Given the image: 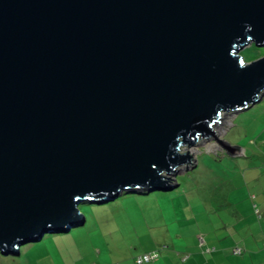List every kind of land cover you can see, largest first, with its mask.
Here are the masks:
<instances>
[{
  "label": "water",
  "instance_id": "95a60500",
  "mask_svg": "<svg viewBox=\"0 0 264 264\" xmlns=\"http://www.w3.org/2000/svg\"><path fill=\"white\" fill-rule=\"evenodd\" d=\"M264 0H0V251L83 203L171 191L223 114L264 98Z\"/></svg>",
  "mask_w": 264,
  "mask_h": 264
},
{
  "label": "rangeland",
  "instance_id": "374dc122",
  "mask_svg": "<svg viewBox=\"0 0 264 264\" xmlns=\"http://www.w3.org/2000/svg\"><path fill=\"white\" fill-rule=\"evenodd\" d=\"M240 54L251 62L264 56V47L251 44ZM214 130L248 158L232 156L217 140L197 143L185 149L195 165L177 172L171 191L83 203L85 221L71 228L70 237L45 233L43 243H24L19 255L0 251V264H138L139 255L152 252L158 257L144 264H207L198 259L207 247L226 253L219 261L225 264L232 249L263 253L264 98L223 114Z\"/></svg>",
  "mask_w": 264,
  "mask_h": 264
},
{
  "label": "crops",
  "instance_id": "0c3cea01",
  "mask_svg": "<svg viewBox=\"0 0 264 264\" xmlns=\"http://www.w3.org/2000/svg\"><path fill=\"white\" fill-rule=\"evenodd\" d=\"M68 237H70V236H68ZM260 242H261V244L262 243L264 244V233H263V235H262V237L260 239ZM205 243H206V240H205ZM232 252L233 253H232V255H230V257L228 259V262H226L225 264H264V251L261 254H257L256 251H253V252H250V253L246 254L245 251L243 250V253L239 254L242 257V259H239V257H238L239 255L235 254L233 249H232ZM202 254L203 253H201L199 255L198 259L202 260L201 256L205 257V260H206L207 264H212V263L224 264L223 262H219V261L224 259L226 253L222 254V253H216V251L215 252L212 251V252H204L205 255L209 254V256H205V255H202ZM210 256H212V257H210ZM226 258H227V256H226ZM190 259H188L186 262H188ZM184 260H185V258H184Z\"/></svg>",
  "mask_w": 264,
  "mask_h": 264
},
{
  "label": "built area",
  "instance_id": "2783aa9c",
  "mask_svg": "<svg viewBox=\"0 0 264 264\" xmlns=\"http://www.w3.org/2000/svg\"><path fill=\"white\" fill-rule=\"evenodd\" d=\"M208 251H211V249L209 248ZM234 253L238 255L242 254V249L237 248L234 250ZM157 257H158V254L155 252H152V253H145L143 255H139L136 260L138 264H144V263H148L151 261H155Z\"/></svg>",
  "mask_w": 264,
  "mask_h": 264
},
{
  "label": "trees",
  "instance_id": "16d2710c",
  "mask_svg": "<svg viewBox=\"0 0 264 264\" xmlns=\"http://www.w3.org/2000/svg\"><path fill=\"white\" fill-rule=\"evenodd\" d=\"M253 45H255V44H253ZM138 194H146L145 192H143V193H138ZM144 196V195H143ZM120 199H118V201H119ZM96 205H98V203H95ZM108 207V205L107 206H103V207H101V208H107ZM81 209V208H80ZM82 214L84 215V212L82 211ZM59 234H66L67 236H71L72 235V230H70L69 232H67V233H59ZM44 240V239H43ZM43 240L42 241H40V242H42L43 243ZM211 249V251H208V249ZM215 247H207L206 248V252H212V251H215ZM2 253V252H1ZM242 253H243V250H242Z\"/></svg>",
  "mask_w": 264,
  "mask_h": 264
},
{
  "label": "bare ground",
  "instance_id": "6f19581e",
  "mask_svg": "<svg viewBox=\"0 0 264 264\" xmlns=\"http://www.w3.org/2000/svg\"><path fill=\"white\" fill-rule=\"evenodd\" d=\"M194 149V148H193ZM194 151V150H193Z\"/></svg>",
  "mask_w": 264,
  "mask_h": 264
}]
</instances>
